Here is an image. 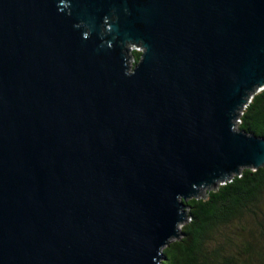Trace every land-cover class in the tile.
Returning <instances> with one entry per match:
<instances>
[{
  "label": "water",
  "instance_id": "1",
  "mask_svg": "<svg viewBox=\"0 0 264 264\" xmlns=\"http://www.w3.org/2000/svg\"><path fill=\"white\" fill-rule=\"evenodd\" d=\"M263 87L264 0H0V264H162Z\"/></svg>",
  "mask_w": 264,
  "mask_h": 264
},
{
  "label": "trees",
  "instance_id": "2",
  "mask_svg": "<svg viewBox=\"0 0 264 264\" xmlns=\"http://www.w3.org/2000/svg\"><path fill=\"white\" fill-rule=\"evenodd\" d=\"M140 56L130 50L132 62ZM237 130L264 137V87L237 110ZM201 190H203L201 192ZM183 200L178 235L163 248L162 264H264V164L202 188Z\"/></svg>",
  "mask_w": 264,
  "mask_h": 264
},
{
  "label": "rangeland",
  "instance_id": "3",
  "mask_svg": "<svg viewBox=\"0 0 264 264\" xmlns=\"http://www.w3.org/2000/svg\"><path fill=\"white\" fill-rule=\"evenodd\" d=\"M127 47L129 48V50L132 48H134V45L133 44H128L127 45ZM135 47H137L136 45H135ZM129 50H128V52H129ZM128 67H132L134 64V62H132V60H131V58H130V53L128 54ZM203 190H201V192H202ZM190 197V196H189ZM182 222V221H181ZM181 222L180 223H178V225H177V227H179L180 226V224H181Z\"/></svg>",
  "mask_w": 264,
  "mask_h": 264
},
{
  "label": "built area",
  "instance_id": "4",
  "mask_svg": "<svg viewBox=\"0 0 264 264\" xmlns=\"http://www.w3.org/2000/svg\"><path fill=\"white\" fill-rule=\"evenodd\" d=\"M134 48H135V49H138V50L140 51V48H139L138 46L135 47V45H134ZM131 49H132V48H131ZM131 49H130V50H131ZM130 50H129L128 54L130 53Z\"/></svg>",
  "mask_w": 264,
  "mask_h": 264
},
{
  "label": "flooded vegetation",
  "instance_id": "5",
  "mask_svg": "<svg viewBox=\"0 0 264 264\" xmlns=\"http://www.w3.org/2000/svg\"><path fill=\"white\" fill-rule=\"evenodd\" d=\"M127 44V43H126Z\"/></svg>",
  "mask_w": 264,
  "mask_h": 264
}]
</instances>
